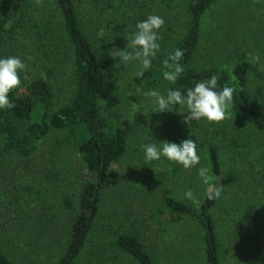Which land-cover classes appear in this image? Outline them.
Instances as JSON below:
<instances>
[{
	"label": "trees",
	"instance_id": "obj_1",
	"mask_svg": "<svg viewBox=\"0 0 264 264\" xmlns=\"http://www.w3.org/2000/svg\"><path fill=\"white\" fill-rule=\"evenodd\" d=\"M41 1L47 2L46 8H52L45 15L37 4ZM222 1L0 0V46H8L9 38L13 42L19 39L17 26L30 20L32 28L28 34H24L22 48L26 43H35L36 50L48 47V55L51 53L52 60L47 62L53 67L58 62L56 56L61 51V43L67 42L71 49L75 85L66 103L56 106L53 86L45 78L37 76L30 81L25 79L22 87L9 94L15 104L14 108L0 110V145L8 156L30 157L45 138L62 132L70 137L84 163L86 174L78 193L74 195L77 202L65 197L66 223L60 229L63 236L57 242L58 255L54 256L55 261L51 264H79L98 227L115 170L129 154L127 130L110 122V115L122 103V87L112 72L115 61L109 48L127 44L123 37L134 28L137 21L145 19L149 14L158 13L162 16L175 3L177 6H185L183 30L167 49L169 53L176 48L184 52L181 63L185 71L176 86L183 90L216 75L219 88L235 85V110L224 120L232 129L228 137L224 136L223 140L220 137L218 141V132L216 137L198 144L200 163L209 172L208 186L219 188L221 198L207 199L205 192L208 186L203 184V198L196 194L200 203L194 205L183 200L181 193L170 187L171 181L163 177L165 182L159 185L157 203L162 215L169 213L180 216L197 226L203 243V264H221L223 243L215 210L225 197V189L240 182L239 172L223 162V142H230L234 151L240 153L242 146L237 138H241L243 132L237 131L239 124H252L264 129V98L258 99L252 93L251 63L238 53L231 56L227 63L224 62L225 66L222 63L202 65L197 62L205 37L207 14ZM16 14H20L19 23L10 26ZM101 21L107 26L102 36L96 30H99ZM161 36L165 44L169 43L166 41L168 35L161 32ZM45 69L49 71L50 67L46 66ZM178 170L181 171V167ZM174 174L176 179V172ZM258 175L264 179V167L258 171ZM29 198L30 195H24L16 199L19 204L21 201L24 204L21 206L23 213L30 208L28 204L32 200ZM252 198L238 204L237 234L244 239L241 251H244L247 258L250 254L252 261L255 259L253 262L246 261V264H264V194L260 199ZM11 214L8 211L7 215ZM16 219L17 216L13 217L9 227L13 226ZM49 224L44 223L46 228L40 226V229L49 231L56 226ZM115 224L113 228H106L107 238L103 242L115 253L114 256L111 251L109 259H115V264L121 257L131 264H157L143 244L136 227L121 221ZM25 228L26 223H23L19 232L20 239ZM22 244L24 242H19L17 246L14 243L8 244L0 238V264H32L26 255L28 251L21 252L24 250V247L20 248ZM18 249L21 253H17ZM52 259L49 258V262Z\"/></svg>",
	"mask_w": 264,
	"mask_h": 264
},
{
	"label": "rangeland",
	"instance_id": "obj_2",
	"mask_svg": "<svg viewBox=\"0 0 264 264\" xmlns=\"http://www.w3.org/2000/svg\"><path fill=\"white\" fill-rule=\"evenodd\" d=\"M37 4L44 15L48 13L47 10L52 9L46 8L45 1ZM184 12L185 6L182 4L177 6L175 3L170 11L162 15L165 18V25L161 32L168 35L166 41L169 43L165 44V40H161L158 57L154 60L152 69L142 78L143 88L149 90L158 88L164 91L168 87L160 75V61L169 54L167 51L169 45L183 30ZM18 19L20 14L13 16L10 26L19 23ZM106 27L101 21L99 30L96 29L97 33L102 36ZM31 28L30 20L17 26L16 33H19V39L13 42L9 38L8 46H0V56H18L27 65L25 71L20 74L19 88L23 86L25 79L30 81L41 76L53 86L55 105L60 106L71 97L75 85L71 49L67 42H62L61 51L56 56L58 62L53 67L47 62L52 60L51 53L48 55V47L36 50L35 43H26L22 48L23 36L28 34ZM204 36L197 62L202 65L222 63L225 66L224 62L227 63L231 56L238 53L252 65L250 72L252 93L258 99H263L264 0L220 2L207 14ZM126 47L125 43L113 46L109 48V53L111 55L113 51L124 50ZM254 56H259V61H254ZM114 61L112 72L122 87V103L110 115V122L127 130L130 139L129 154L115 170L98 227L79 264H115V259L108 258L111 248L109 249L103 242L107 238L106 228L115 227V223L119 221L139 230L143 244L157 264H203V243L197 226L180 216L169 213L162 215L157 203V197L160 195L159 185L165 182L163 177L169 179L170 187L179 193L191 188L195 194H200L202 199L203 184L197 175V169L202 167V164L189 170L181 168V171L178 170L179 165L171 164L165 159L145 165L141 145L151 142V138L158 142L167 140L178 144L192 138L196 140L198 146L200 142L216 137L218 132L220 135L217 136V140L220 141V137L223 140L224 136H229L232 129H229L226 121L214 125L194 123L190 129L182 124L180 116L183 114L182 109L174 113H153L154 107L145 103L137 110L134 103L140 102L136 91L137 86H140V80H134L135 69L132 66L117 67L119 60ZM46 66L50 67L49 71L45 69ZM134 110L137 112L136 115ZM241 130L243 134L240 135L241 138H237L242 146L241 152L234 151V147L231 146L233 144L225 141L221 150L224 164L234 168L240 176L237 185L225 189V197L215 210L216 218L219 219V235L223 243L221 264H239L240 261L246 264V261H252L250 254L247 258L244 251H241L244 239L237 234V208L242 201L252 197L260 199L264 194V179L258 175V171L264 167V129L252 124H239L237 131ZM85 174L80 154L70 137L62 132L49 135L39 144L35 153L26 158L8 156L0 145L1 240L8 244L14 243L16 246L19 242H24L20 247H24L21 252L28 251L26 255L32 264L53 263L54 256L58 253L57 242L63 236L60 229L64 227L67 218L65 197L68 196L74 203L77 202L74 195L78 193ZM24 195H30L29 199L32 200L26 213L22 212L21 206L24 205L22 201L20 204L19 200L16 202V199L23 198ZM8 211L12 214L7 215ZM15 216L17 219L13 226L9 227ZM23 223H26V231L20 239L19 232ZM44 223L56 226L53 230H42L40 226L46 228ZM19 249L17 253L20 252ZM52 257V261L49 262V258ZM116 262L131 264L124 257L117 259Z\"/></svg>",
	"mask_w": 264,
	"mask_h": 264
},
{
	"label": "clouds",
	"instance_id": "obj_3",
	"mask_svg": "<svg viewBox=\"0 0 264 264\" xmlns=\"http://www.w3.org/2000/svg\"><path fill=\"white\" fill-rule=\"evenodd\" d=\"M164 25L163 16L149 14L145 19L137 21L134 28L123 37L127 41V47L124 50L113 51L111 54L113 59L119 60L117 67L132 66L135 69L134 80H140V86L136 88L140 102L134 103L136 109L138 110L145 103L154 107L153 113H174L182 109L183 114L180 115L182 124L190 129L194 123L219 124L235 110V85L219 88L218 78L213 75L181 90L176 85L185 67L181 63L184 52L179 48L171 51L160 61V75L163 81L167 82L168 87L164 91L158 88L150 90L143 88L142 78L152 69L153 62L161 50V30ZM253 59L259 61L260 57L254 56ZM26 67L25 62L18 56H0V110L15 107L9 94L21 85L20 74ZM136 113L134 110V115ZM141 147L145 165L165 159L171 164L179 165L183 170H189L197 168L200 164L201 157L197 142L192 138L185 139L179 144L167 140L158 142L151 138V142L144 143ZM197 175L202 184L209 185L207 168L198 167ZM205 195L209 200H219L222 193L219 188L208 186ZM181 198L194 205L200 203L191 188L184 190Z\"/></svg>",
	"mask_w": 264,
	"mask_h": 264
}]
</instances>
